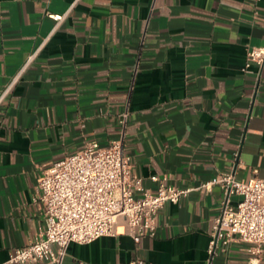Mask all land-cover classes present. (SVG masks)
Returning <instances> with one entry per match:
<instances>
[{"label":"crops","instance_id":"crops-1","mask_svg":"<svg viewBox=\"0 0 264 264\" xmlns=\"http://www.w3.org/2000/svg\"><path fill=\"white\" fill-rule=\"evenodd\" d=\"M253 47L264 0H0V264L45 225L43 173L116 140L146 189L159 177L191 192L160 210L154 238L136 243L120 220L114 236L72 243L64 264H207L225 196L198 188L220 172L264 178V65L244 71ZM249 248L220 243L214 264H264Z\"/></svg>","mask_w":264,"mask_h":264},{"label":"built area","instance_id":"built-area-1","mask_svg":"<svg viewBox=\"0 0 264 264\" xmlns=\"http://www.w3.org/2000/svg\"><path fill=\"white\" fill-rule=\"evenodd\" d=\"M50 17L63 20L57 15ZM252 65L259 68L264 65V47L247 51L244 71L249 72ZM2 100L3 97L0 103ZM126 121L125 114L121 119L123 126ZM151 180L158 182L155 192L146 189L143 179L134 172L122 140L113 141L108 147L89 142L82 151L54 162L43 173L36 187V199L44 207L45 225L30 243L16 248L2 264H64L72 243L85 245L114 236L120 220L136 243L146 237L154 238L160 210L166 203L177 204L187 198L191 189L170 186L166 178ZM214 186H219L225 197L213 224L207 264H214L220 243L223 247L234 242L245 243L250 246L248 251L253 259L261 256L264 178L242 182L232 172H220L198 189L210 190ZM235 195L241 200L232 204L231 197ZM126 264L146 263L138 259Z\"/></svg>","mask_w":264,"mask_h":264}]
</instances>
